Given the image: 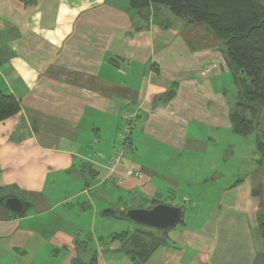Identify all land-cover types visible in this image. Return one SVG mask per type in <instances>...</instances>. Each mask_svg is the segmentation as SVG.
Here are the masks:
<instances>
[{"label":"crops","instance_id":"crops-1","mask_svg":"<svg viewBox=\"0 0 264 264\" xmlns=\"http://www.w3.org/2000/svg\"><path fill=\"white\" fill-rule=\"evenodd\" d=\"M229 76L206 26L163 5L0 0V91L19 105L0 122V264H137L121 234L143 230L115 231L104 221L123 219L103 213L157 204L180 207L181 225L140 264L262 263L255 136L243 173L216 171L226 159L207 154L232 133ZM131 110L125 165L138 176L118 185L108 156Z\"/></svg>","mask_w":264,"mask_h":264},{"label":"trees","instance_id":"trees-1","mask_svg":"<svg viewBox=\"0 0 264 264\" xmlns=\"http://www.w3.org/2000/svg\"><path fill=\"white\" fill-rule=\"evenodd\" d=\"M151 5L167 7L186 26H206L220 42L238 93L230 113L232 133L255 136L258 164L264 176V0H130V7L135 10ZM18 112V102L0 91V122ZM261 197L263 211L258 215L257 226L264 235V180ZM126 211L108 210L103 215L121 220L126 219ZM154 232L157 236L150 235L147 242L139 238L146 233L121 234L128 238L127 244L134 252L132 259L137 264L145 262L163 243L161 236L167 232Z\"/></svg>","mask_w":264,"mask_h":264},{"label":"rangeland","instance_id":"rangeland-1","mask_svg":"<svg viewBox=\"0 0 264 264\" xmlns=\"http://www.w3.org/2000/svg\"><path fill=\"white\" fill-rule=\"evenodd\" d=\"M123 1H128V0H123ZM224 94L226 95L227 103L228 104L230 103L231 107H233L235 105V103L237 102V100H238V96H237L238 93H237V90H236V87H235V84H234L232 76H229V78L226 79L225 88H224ZM119 134H121V126L118 128V131L116 132V135H115L116 140H115V143H114V148L111 151V153L114 151V149H118L120 147V143H119V140H118V135ZM130 138H131V136H130ZM252 138H253V136L252 137L249 136V137H247L245 139L243 137L232 135V133L230 132V133H226L225 138L223 140V143H219V147L218 148L216 147V148H214L212 150L209 147L207 154L210 153L209 151H213L214 152L213 153V157H215V155L216 156H220L221 155L222 158L226 159L225 160L226 163L224 165L223 164H219L218 161L214 163V167H216V171L221 169V171L223 173L225 172V173H229L231 175L232 174L236 175L238 173H243L245 171L244 168H243L244 165H245V161L244 160L246 159L244 155H246L247 152L250 150V147H251L252 144L249 145L250 144L249 142L253 143V139ZM130 151H131L130 149L127 151V154H126V156L124 158V161H126V157H127V155L129 154ZM110 156H111V154H109V156H108V161H109ZM238 156L240 157V159L237 158ZM182 157H184L186 160H188L189 158L190 159H192V158H195V159L201 158V159H203V156L202 155H198V154L188 155L186 153ZM195 159L192 160V162H191L192 163L191 164V168L194 167L193 162L196 165V160ZM180 162H181V165L183 167V165L185 163L184 159L182 158ZM210 169H212V166L210 167ZM193 172H194V170H193ZM121 221H122L121 223H117V222H115L113 220H108V221H104V222H108V224H112L113 228L115 229V231H118L120 229H122L123 231H125L126 229H127L126 231H132L133 228H139V230H143L144 233L149 234V235L148 236L146 234L141 235L140 233H136L134 235L140 234L141 236L139 238L142 241H145V242L150 240V237H149L150 235H153V236L156 235L157 236V234L151 229H148V228L142 229L141 227H132L133 225L130 223V221L125 220V219H123ZM180 225H181V223H178L177 226L174 229L179 228ZM170 231H172V230H170ZM254 236H255V238L257 240L258 245L261 247L262 252L264 253V235L262 234V230L258 226L254 229Z\"/></svg>","mask_w":264,"mask_h":264},{"label":"water","instance_id":"water-1","mask_svg":"<svg viewBox=\"0 0 264 264\" xmlns=\"http://www.w3.org/2000/svg\"><path fill=\"white\" fill-rule=\"evenodd\" d=\"M5 206L14 212H20L23 209L21 202L14 198L6 200ZM181 214L180 207L157 204L148 209H128L125 217L138 226L157 232H169L180 222Z\"/></svg>","mask_w":264,"mask_h":264},{"label":"built area","instance_id":"built-area-1","mask_svg":"<svg viewBox=\"0 0 264 264\" xmlns=\"http://www.w3.org/2000/svg\"><path fill=\"white\" fill-rule=\"evenodd\" d=\"M139 124V111L131 110L123 119L121 134L118 135L120 147L114 149L108 161V181L114 179L118 185H123L127 179H132L138 174L125 165L124 158L127 151L132 149L130 136Z\"/></svg>","mask_w":264,"mask_h":264}]
</instances>
